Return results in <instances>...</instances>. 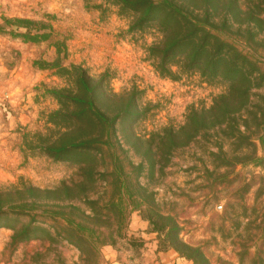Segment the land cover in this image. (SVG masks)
<instances>
[{
    "label": "rangeland",
    "instance_id": "rangeland-1",
    "mask_svg": "<svg viewBox=\"0 0 264 264\" xmlns=\"http://www.w3.org/2000/svg\"><path fill=\"white\" fill-rule=\"evenodd\" d=\"M236 4L247 16L220 35L252 63L247 110L256 119L236 112L241 134L206 120L152 168L124 142L86 204L61 190L77 179L79 156L45 149L68 124L54 114L56 96L78 70L116 93L136 89L134 130L147 138L208 109L228 83L174 65L160 74L156 23L134 27L136 15L115 0H0V189H22L1 205L0 264H155L146 260L163 240L183 264H264V0ZM28 186L52 192L33 199Z\"/></svg>",
    "mask_w": 264,
    "mask_h": 264
},
{
    "label": "trees",
    "instance_id": "trees-1",
    "mask_svg": "<svg viewBox=\"0 0 264 264\" xmlns=\"http://www.w3.org/2000/svg\"><path fill=\"white\" fill-rule=\"evenodd\" d=\"M115 1L136 15L132 17L135 19L134 27H142L150 21L156 23L160 38L151 45L150 51L155 69L160 74L173 75L170 66L174 65L183 73L198 71L210 78L218 77L227 81L228 86L208 109H191L182 125L163 127L147 138L134 130L135 118L140 115L136 89L116 93L106 86L102 78L78 70L73 87L60 89V94L56 96L59 108L54 114L58 120L68 119V124L57 129V135L45 149L52 157L70 152L79 156L77 179L62 181L61 190L69 195L76 190V196L86 204L91 202L88 188L98 178L105 177L109 165L107 157L115 158L116 149L122 150L124 142L141 155L140 167L147 158L152 168L155 163L153 158L157 154L170 157L179 146L190 142L205 130L203 122L206 120L209 127L224 125L225 129L229 128L231 132L236 130L234 133L241 134L234 121L236 112L243 110L246 116L249 114L253 119L257 116V111L247 110L249 85L254 81L247 64L252 63L220 35L221 31L230 30L233 26V17L238 19L241 15L247 16L246 10L237 7L236 0ZM235 29L241 32L240 25ZM242 31L247 33V24ZM245 120L243 122L246 125ZM125 121L128 125L124 132L122 124ZM72 132L76 135L65 141ZM115 161L112 160L111 169L118 172L116 169L119 164ZM26 190L32 191L33 199L42 191L52 192L31 186ZM21 192L22 189L15 186L0 189V214L2 202ZM162 243L164 246L161 250H167L166 242L163 240Z\"/></svg>",
    "mask_w": 264,
    "mask_h": 264
},
{
    "label": "crops",
    "instance_id": "crops-1",
    "mask_svg": "<svg viewBox=\"0 0 264 264\" xmlns=\"http://www.w3.org/2000/svg\"><path fill=\"white\" fill-rule=\"evenodd\" d=\"M152 254L155 255V257L153 258H147L146 261H153L154 259H156L154 261L155 264H183V262H181L180 260L174 259V256H171V252L170 251H160L158 249H156L155 247L153 248V250L151 251ZM159 259V261L157 260ZM119 262V261H118ZM130 264L129 261L127 262H119V264Z\"/></svg>",
    "mask_w": 264,
    "mask_h": 264
}]
</instances>
